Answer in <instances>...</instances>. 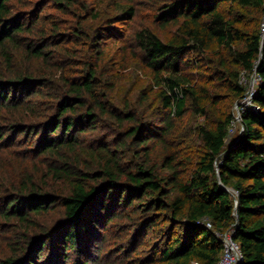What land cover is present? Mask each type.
I'll list each match as a JSON object with an SVG mask.
<instances>
[{"label":"trees","instance_id":"16d2710c","mask_svg":"<svg viewBox=\"0 0 264 264\" xmlns=\"http://www.w3.org/2000/svg\"><path fill=\"white\" fill-rule=\"evenodd\" d=\"M157 11L175 30L134 33L151 88L119 107L106 47L133 5L105 19L85 0H0V264H105L116 228V256L150 246L140 264H217L229 229L240 264H264V0ZM243 73L260 80L231 136Z\"/></svg>","mask_w":264,"mask_h":264},{"label":"rangeland","instance_id":"374dc122","mask_svg":"<svg viewBox=\"0 0 264 264\" xmlns=\"http://www.w3.org/2000/svg\"><path fill=\"white\" fill-rule=\"evenodd\" d=\"M92 7L95 6L96 10L101 14L102 18L109 19L110 17L118 16L121 13L119 12L120 8H126V6L133 5L135 9V17L128 22L127 24L117 23L115 27L121 32V42L120 45L108 46L110 43L106 42L108 45L107 63L113 67L114 73L119 75L121 81L116 85V89L112 93V101L115 105L122 107L127 102H134L139 93L144 92L146 89L151 88V78L150 71L146 68L142 62L141 54L133 45L132 37L135 32L147 28L151 30L159 39L166 41L173 34L175 28L171 25L166 27L162 26L161 23L157 21V16L159 12L157 11L158 7L162 4H167L175 0H159L154 2L153 0H85ZM50 13H54L50 8L47 9ZM68 19L67 17H65ZM262 19V18H261ZM261 22V21H260ZM120 46L121 49L116 50V47ZM124 49V50H123ZM195 55H190L188 58L193 59ZM199 59L203 60L204 57L198 56ZM109 67V68H111ZM108 68V71H110ZM191 75L198 78V76H203V72H198L196 68L191 69L189 72ZM251 77H245L243 85L251 83ZM221 95H224L222 93ZM224 97V96H223ZM241 100H232L230 103V109L234 117L237 116V106ZM237 118V117H236ZM197 123L203 121L202 118L194 119ZM193 120V121H194ZM233 131L231 136L237 134L240 130V124L237 120L233 122ZM100 134H109L105 133ZM95 136L94 139L99 137ZM232 196H236L235 192L230 190ZM61 213L59 208L54 210L50 215L40 218V223L45 224L46 226L54 224V222L61 220ZM124 231L116 228L115 231L107 238L106 247L104 251L100 254L101 260L105 264H130L136 263L140 264L147 258L149 255L150 246L143 245L138 248L137 253H134L131 256V253L128 252V256L122 257L121 254L116 256L115 247L118 246L117 243L124 244L122 239V233ZM125 245V244H124ZM131 252V251H130ZM162 264V263H159Z\"/></svg>","mask_w":264,"mask_h":264},{"label":"built area","instance_id":"2783aa9c","mask_svg":"<svg viewBox=\"0 0 264 264\" xmlns=\"http://www.w3.org/2000/svg\"><path fill=\"white\" fill-rule=\"evenodd\" d=\"M259 25H260V32L264 33V15L262 16V19ZM246 76L251 77L252 81L250 84L246 85V91H245L246 93L244 95V98L241 99V101L239 102L237 106V116H236L237 118L234 117V114H233L230 135L233 131L232 129L234 127L233 125L234 120H237L240 124L241 113L245 112V110L247 109L254 108L252 106V98L255 92L254 90L257 84L259 83L260 78L255 73H252V74L243 73L242 78H241L242 84ZM255 110H258V108ZM241 131H242V127L240 126V130L238 134H240ZM204 225L206 226L207 229H212V226L208 222H206ZM232 234H233V229H229L225 232L215 231V236L222 243V253L220 256L221 258L219 259L217 264H240L242 262L243 257L241 256L239 245L236 243L235 240H233Z\"/></svg>","mask_w":264,"mask_h":264}]
</instances>
